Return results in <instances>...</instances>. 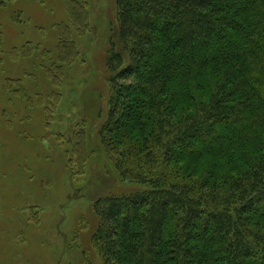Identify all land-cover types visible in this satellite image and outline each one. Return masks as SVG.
I'll return each instance as SVG.
<instances>
[{"label": "trees", "instance_id": "obj_1", "mask_svg": "<svg viewBox=\"0 0 264 264\" xmlns=\"http://www.w3.org/2000/svg\"><path fill=\"white\" fill-rule=\"evenodd\" d=\"M116 4L99 133L148 188L95 200L103 264H264V0Z\"/></svg>", "mask_w": 264, "mask_h": 264}, {"label": "rangeland", "instance_id": "obj_2", "mask_svg": "<svg viewBox=\"0 0 264 264\" xmlns=\"http://www.w3.org/2000/svg\"><path fill=\"white\" fill-rule=\"evenodd\" d=\"M75 2L0 0V264H103L95 200L148 188L99 133L116 0Z\"/></svg>", "mask_w": 264, "mask_h": 264}]
</instances>
